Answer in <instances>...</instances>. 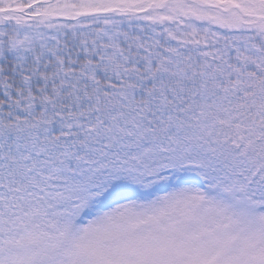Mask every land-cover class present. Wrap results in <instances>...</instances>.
Masks as SVG:
<instances>
[{
  "label": "snow or ice",
  "instance_id": "6c2138e0",
  "mask_svg": "<svg viewBox=\"0 0 264 264\" xmlns=\"http://www.w3.org/2000/svg\"><path fill=\"white\" fill-rule=\"evenodd\" d=\"M0 264H264V0H0Z\"/></svg>",
  "mask_w": 264,
  "mask_h": 264
}]
</instances>
